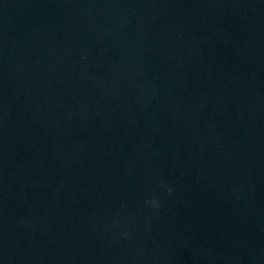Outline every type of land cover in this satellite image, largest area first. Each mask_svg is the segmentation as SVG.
I'll return each instance as SVG.
<instances>
[{"label":"clouds","instance_id":"9594fccd","mask_svg":"<svg viewBox=\"0 0 264 264\" xmlns=\"http://www.w3.org/2000/svg\"><path fill=\"white\" fill-rule=\"evenodd\" d=\"M169 192H171V189H169ZM152 203L155 205V201L153 200Z\"/></svg>","mask_w":264,"mask_h":264}]
</instances>
